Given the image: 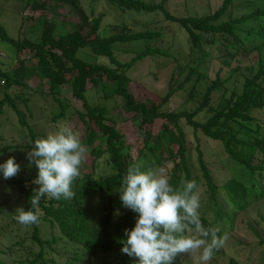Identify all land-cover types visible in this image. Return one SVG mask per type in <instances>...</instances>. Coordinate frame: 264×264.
Listing matches in <instances>:
<instances>
[{"label": "trees", "instance_id": "obj_1", "mask_svg": "<svg viewBox=\"0 0 264 264\" xmlns=\"http://www.w3.org/2000/svg\"><path fill=\"white\" fill-rule=\"evenodd\" d=\"M173 1H184L185 4L189 0H160L157 3L108 0L124 15L157 16L162 13L166 22L183 30L189 52L179 61L170 55L173 43L166 37L167 32L154 27L157 19L144 21V30L135 31V22L125 18L120 24V32L101 37L99 28L103 16L90 19L78 0H32L27 4L34 11L45 10L44 16L53 17L38 42L14 41L0 26L1 39L14 45L17 54L28 49L36 59L33 66H26L25 58H21L9 70L0 68V88L5 92L0 100V112L5 104L10 105L19 124L27 129L33 146L41 134L29 125L19 106L28 104L33 93L46 92L57 105L58 112L52 116L56 123L68 117L69 103L61 91L64 86H69L71 96L83 109L82 112L72 109V112L78 114L83 126L81 142L89 148L88 158L91 159L90 170L80 172L73 182L75 196L72 199L42 197L39 203L42 215L37 225L23 226L16 221L15 232L10 230L9 235L3 236L6 245L0 249V255L5 260L0 259V264H76L113 250L121 253L115 264H136L135 258L120 251V241L126 239L124 229L134 227L137 214L122 207L118 193L120 181L133 164H140L142 170L165 167L174 187L191 180L198 185L203 178L206 199L201 207V222L206 228H218L220 236L223 231L230 235L236 225L243 224L238 220L239 214L245 213L253 204L264 203V117L258 116L264 113V0H222L210 12L182 16L168 11V5ZM245 3L252 4V10L235 15L234 8ZM65 6H68V12L74 11L78 19L70 24L69 31L55 37L56 20L63 17L61 12ZM139 40L151 45L131 54L127 62L115 56L113 46L116 43ZM84 48L106 57L109 65L80 58L78 52ZM157 55L175 65L167 91L158 101H138L128 88L132 81L127 71L136 62ZM207 61L211 65L217 62L213 64L217 66L214 78L209 77L211 68L206 67ZM33 74L47 91L37 85L35 88L28 85ZM153 75L157 77V73ZM88 82L91 88L101 92L99 104L86 98L90 90ZM237 83L241 84L239 89L235 87ZM9 88L18 91L10 95L6 92ZM115 96L122 100L125 112L140 117L138 128L142 130L143 138L136 155L126 144L125 134L115 127L119 114L111 113L104 103ZM178 96L183 104L195 105L171 110L169 104ZM188 135L194 136L196 167L190 161L192 143ZM202 136L221 144L229 158L240 165L242 177L229 178L222 186L214 182L201 148ZM197 169L200 175L195 172ZM37 174L5 180L8 187L23 197L26 211L34 210L30 200L34 189L38 188L32 183ZM96 212H100L99 218ZM258 222H244L256 242L236 240L238 256L245 251L251 259L256 251H264V232ZM225 250L222 247L217 252L222 255ZM229 264L241 263L229 257Z\"/></svg>", "mask_w": 264, "mask_h": 264}, {"label": "rangeland", "instance_id": "obj_2", "mask_svg": "<svg viewBox=\"0 0 264 264\" xmlns=\"http://www.w3.org/2000/svg\"><path fill=\"white\" fill-rule=\"evenodd\" d=\"M38 2L43 0H37ZM55 1L56 0H48ZM147 2H159L160 0H146ZM222 0H189L184 6V1H173L168 5V11L174 15L182 16L188 13L203 14L205 12H210L211 10L218 7ZM32 0H0V26L5 31L6 35L13 39L14 41H31L38 42L44 33V28L48 27L53 19L52 15H47L45 10L34 11L27 4H31ZM79 6L87 13L90 19L96 18L102 15V21L99 28V35L101 37H108L113 33L121 31L120 24L127 21L135 22V31L144 30V21L152 19L156 20L155 26L159 29H163L166 33V37L173 43V49L169 50L171 56H175L178 61L184 57L186 53L189 52V42L187 41V36L183 30H179L172 25L170 22H166L162 13L157 14V16H150L148 14H126L117 7H114L108 2V0H78ZM253 5L243 4L241 6H236L234 8L235 15H240L252 10ZM68 6L63 8L61 12L63 17H60L56 23V28L54 31V36H61L64 32L71 29V23H75L78 19L77 14L74 11H69ZM143 25H142V24ZM153 27V28H154ZM161 40L158 41L160 43ZM151 45L144 40L116 43L113 46V52L115 56L122 62H127L130 59L131 54H135L141 50H144L146 46ZM178 52V53H177ZM184 52V53H183ZM119 53V55H118ZM78 56L83 60L91 63H100L109 65V60L106 57L97 56L87 48H84L78 52ZM25 58L26 66H33L36 64V59L31 56V52L25 49L17 54V49L14 45L7 41H4L0 37V68L2 70H9L11 66H15L16 61ZM170 60L165 59L162 56H148L143 60L136 62L133 67L127 71L128 77L131 79L132 83L129 84L128 88L130 92L134 95L136 100L146 102L152 99L158 101L161 96H163L168 87L170 74L175 69V65ZM214 62L213 64H216ZM211 65L210 62H206V67L211 68L209 77L214 78L216 65ZM214 69V70H212ZM154 73H157V77H154ZM28 85L35 88H43L47 91L45 85L38 82V77L33 74L28 81ZM240 83H237L235 87L240 88ZM87 87L90 89L86 93V98H89V102L99 104L101 102L100 96L101 92H97L94 88H91L90 82L87 83ZM17 92L18 89L9 88L6 92L13 95V92ZM31 92V91H30ZM61 95L69 103L68 117L66 119H59L56 123L52 121L53 114L57 113V105L52 100L50 96L45 94L33 93L28 104H21L19 107L26 115V120L29 125L41 135L38 138H46L47 134L50 132L57 131L59 126L64 123L71 125L73 131L79 133L80 139L83 135V126L79 122V117L77 113L72 112L74 109L76 111L82 112L81 103L71 96L70 87L64 86L61 91ZM5 95L4 89L0 88V100L3 99ZM181 96H178L169 104L171 110H176L180 108H192L194 103H182ZM106 106L110 109L111 113L119 114L116 129L121 133L125 134V142L130 145L131 151L136 155L140 150V142L143 138L142 130L138 128L140 117L139 115H134L125 112L122 108L123 102L119 97H114L107 102H104ZM117 105L118 108L113 109L112 107ZM73 109V110H72ZM260 118L264 117L263 114H258ZM264 119V118H263ZM203 138V139H202ZM201 148L203 149L204 157L207 159L209 167L212 172L213 180L218 186H222L229 178L234 176L242 177L240 170V165L237 166L229 156L222 149L221 144L218 141L212 140L210 138L201 137ZM188 140L192 143L190 161L196 167V156L194 153V136L188 135ZM97 145V143L95 144ZM174 146V145H173ZM32 141L29 137L28 131L25 127H22L18 122V117L15 112L11 109L9 104H5L0 112V164L4 163L8 158L14 157L15 161L20 165V172L16 177L19 176H30L38 173V169L35 165H30L28 159L26 158L27 152L31 150ZM87 155L85 161L81 165L80 172L89 171L90 158ZM200 175V171L197 169L195 171ZM198 192L200 195L201 207L204 204V199H206V187L204 185V179L201 178L197 185ZM262 202V201H260ZM23 197L18 194L14 189L8 187L5 184V179L3 175L0 174V249H4L6 241L3 236H7L10 230L17 228L16 220L14 219L15 210L18 207H23ZM201 207L199 212L201 214ZM263 207V208H262ZM97 218H99L100 212L95 213ZM228 219V218H227ZM238 220H242L244 224L245 221H259V227L264 232V203L257 205L253 204L245 213H241L238 216ZM238 221V222H239ZM236 225L231 234H227L228 238L223 246L225 254H220L215 252L212 260L208 264H229V257H233L237 262L241 264H264V251H256L251 259H248V252H243L241 256H238L235 251L236 240L242 241L243 243H255L256 238L250 232V230L245 227V225ZM225 230V229H224ZM6 234V235H3ZM224 235V231H223ZM60 246V245H59ZM241 249H244L241 247ZM121 253L118 250H113L107 254H98L91 259H85L83 262H76V264H115ZM198 256L196 255H183L179 257L176 264H198ZM57 261H61V258L54 256ZM0 259L5 260L4 257L0 255ZM240 260V261H239ZM137 264V263H136Z\"/></svg>", "mask_w": 264, "mask_h": 264}, {"label": "clouds", "instance_id": "obj_3", "mask_svg": "<svg viewBox=\"0 0 264 264\" xmlns=\"http://www.w3.org/2000/svg\"><path fill=\"white\" fill-rule=\"evenodd\" d=\"M87 147L79 133L68 123L34 141L26 158L38 169L32 181L34 189L31 206L34 210L18 207L14 219L23 226L37 225L42 213V197L70 200L75 196L73 182L80 176ZM14 157L0 164V174L5 180L20 172ZM118 193L122 207L136 213L135 225L124 229L120 251L137 264H176L179 257L199 254L198 264H208L216 251L222 248L227 233L218 235L219 229L206 228L200 217V195L196 181H184L174 187L169 182L167 170L162 166L142 170L133 164L119 183Z\"/></svg>", "mask_w": 264, "mask_h": 264}]
</instances>
